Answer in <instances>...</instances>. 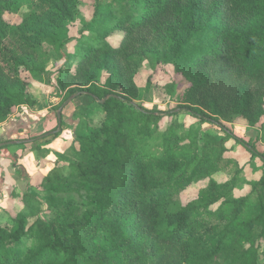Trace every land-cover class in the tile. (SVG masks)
Returning <instances> with one entry per match:
<instances>
[{"label": "trees", "instance_id": "obj_1", "mask_svg": "<svg viewBox=\"0 0 264 264\" xmlns=\"http://www.w3.org/2000/svg\"><path fill=\"white\" fill-rule=\"evenodd\" d=\"M78 2L0 0V122L36 102L26 78L45 82L51 52L69 43L58 85L96 102L101 115L76 135L66 171L56 153L44 196L26 191L21 212L0 224V264H259L264 151L225 123L264 115V0H93L92 18L70 36ZM18 12V22L6 20ZM151 54L185 81L166 111L137 102L134 76ZM182 112L225 136L194 126L183 136L175 120L162 130L166 115ZM228 138L261 160L241 196ZM189 187L195 194L182 201Z\"/></svg>", "mask_w": 264, "mask_h": 264}, {"label": "rangeland", "instance_id": "obj_2", "mask_svg": "<svg viewBox=\"0 0 264 264\" xmlns=\"http://www.w3.org/2000/svg\"><path fill=\"white\" fill-rule=\"evenodd\" d=\"M25 10L26 9L23 7L21 12H24ZM93 10V0H79L76 15L67 23L70 36H78V31L92 18ZM21 12L6 13L5 18L9 22H18L21 18ZM120 34L121 33H116L110 38V42L117 45L119 43ZM70 44L71 43L67 44L65 51H62V48H59L58 50L51 52V57L46 65V71L44 74L45 82L36 81L29 77L26 78L29 87L27 94L36 99V101L39 97H43L45 100V108L49 109L52 113L51 117H45L43 125L39 127L38 130L60 132L57 136H49V133L51 132L42 136L44 137L43 142L48 143V145H45L46 150L43 152L51 150L56 159L57 154L60 155L64 162V171H66L67 165L74 155V147L77 148L78 146L76 135L80 131L86 130L89 125H98L101 116L100 113L97 112L99 105L96 102L91 101V99L82 94L68 96L67 91L61 89L58 85L57 77L61 68L64 67L67 53L71 47ZM107 76L108 73L104 72L101 80L102 83L105 82ZM182 78L181 75H176L174 73L173 67L170 63L165 62V60L159 56L157 57L156 55L151 54L149 56V62H145L139 73L134 76V80L139 88L137 102L143 104L148 110L166 111L174 108L178 102V94L180 91L179 83L183 81ZM182 83H185V81ZM18 107H25V105H18L15 109ZM15 111L18 112V110ZM171 120L180 123L181 127L178 129V133L183 136H185L191 126L198 128L201 134L208 132L218 137L225 136L215 124L207 121L201 122L186 112L178 113L173 116L166 115L162 121V130ZM225 124L230 130L243 138V140L250 143L255 141L257 143V148L264 151V115L257 123L253 124L249 123L247 118L237 115ZM159 136L158 133L154 134L150 138V141L152 143L156 142L159 139ZM4 141H8V139ZM225 146L228 148L227 154L229 156L236 159L239 157L237 160L239 162L238 165L241 167V177H239L241 182H237V187L240 186L241 188L239 183L249 184L250 180H257L259 174H261V172H259L260 166L256 165L257 161L255 162L251 160L252 157L250 152L243 145L235 142L233 138H228L225 142ZM3 160L4 159L1 158V165L3 164ZM58 164L60 165L61 161H59ZM214 177L218 181H222L229 178V174L227 175L222 172H217L214 174ZM34 184L35 185L30 187V191H26L33 193L38 197H43L47 185L43 183V180H38ZM241 189H243V187ZM23 194L21 202L24 207ZM194 194L195 187H189L188 190L180 194V198L182 201H186L192 198ZM242 194H245L244 191L234 190L235 196H241ZM41 215L45 218L50 216L49 213H46L45 209L41 211ZM12 218V216H8L7 220L0 221V224L9 225L12 222ZM258 263L264 264V244L259 247Z\"/></svg>", "mask_w": 264, "mask_h": 264}, {"label": "crops", "instance_id": "obj_3", "mask_svg": "<svg viewBox=\"0 0 264 264\" xmlns=\"http://www.w3.org/2000/svg\"><path fill=\"white\" fill-rule=\"evenodd\" d=\"M14 109L0 122V161L1 158L4 159L3 164H0V221L7 220L8 216L18 215L23 207L22 194L26 190L30 191V187L38 180H42L56 161L51 150L43 152L48 143L43 142L42 136L51 130H38L45 117L49 118L52 114L45 108L44 98L39 97L32 105L16 108L18 112ZM6 139L8 141H4ZM3 142L5 144L2 145ZM251 160L257 161L256 165H261L260 159ZM239 184L243 189L239 186L234 190L244 193L250 190L249 184Z\"/></svg>", "mask_w": 264, "mask_h": 264}, {"label": "water", "instance_id": "obj_4", "mask_svg": "<svg viewBox=\"0 0 264 264\" xmlns=\"http://www.w3.org/2000/svg\"><path fill=\"white\" fill-rule=\"evenodd\" d=\"M1 145V144H0Z\"/></svg>", "mask_w": 264, "mask_h": 264}]
</instances>
